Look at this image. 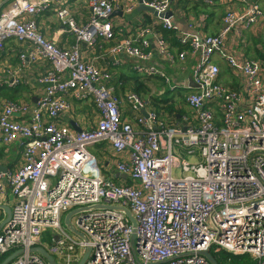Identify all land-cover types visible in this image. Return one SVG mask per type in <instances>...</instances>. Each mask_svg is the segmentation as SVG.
<instances>
[{
    "label": "built area",
    "instance_id": "built-area-1",
    "mask_svg": "<svg viewBox=\"0 0 264 264\" xmlns=\"http://www.w3.org/2000/svg\"><path fill=\"white\" fill-rule=\"evenodd\" d=\"M174 1L182 0L139 4L156 11L158 23L176 30L187 48L174 51L152 27L109 47L114 56L130 57L139 76L162 81L153 97L178 94L185 102L190 111L169 122L150 97L132 90L121 101L110 86L112 75L81 55L80 42L94 50L115 39L111 18L121 8L119 0H86L89 16L82 24L67 7L57 8L76 39L67 49L47 38L38 21L62 0H0V55L7 41L17 40L30 44L19 54L22 64H52L40 79L45 87L36 104L5 100L0 107V140L24 146L23 162L0 171V196L15 197L12 219L0 232V262L24 248L9 264H48L28 252L43 246L58 264H78L89 246L85 264H212L205 251L248 254L254 264H264V58L252 59L236 48L238 42L228 43L232 35L239 41L244 31L264 21L263 0H202L224 8L216 34H180ZM126 6L133 11L134 0ZM168 12L171 16L160 17ZM149 34L156 37L154 44ZM188 54L196 57L195 87L176 83L154 62L160 56L174 66ZM218 59L240 81L238 89L222 83ZM19 70L0 78V87L18 86ZM68 96L94 105V127L74 130L60 121L72 107ZM125 105L133 109V120L125 117ZM102 143L118 154L115 168L126 175L123 182L99 167L91 147ZM173 167L183 175H174ZM98 203L129 208L136 227L125 214L106 210L71 220L86 241L66 229L62 218L68 211ZM47 230L52 231L49 248L41 244Z\"/></svg>",
    "mask_w": 264,
    "mask_h": 264
},
{
    "label": "crops",
    "instance_id": "crops-1",
    "mask_svg": "<svg viewBox=\"0 0 264 264\" xmlns=\"http://www.w3.org/2000/svg\"><path fill=\"white\" fill-rule=\"evenodd\" d=\"M132 0H119L121 3L120 10L116 12L111 20L114 23L115 28V39L110 42H103L102 45L97 49H90L85 43H81L80 47L85 60L92 61L102 69H107L112 75L111 87L115 90L118 95H124L128 91H132V88H127L124 92H120V86L125 79L116 82L119 79V75L122 73L126 77H135L137 75L134 70V61L125 54H118L114 56L109 52V47L118 44L128 37H135L141 29L145 27H152L158 23V18L146 9H142L139 4V0H134L135 8L131 12H127V6ZM264 6V0L262 1ZM198 7V9H197ZM264 9V7H263ZM73 14L79 23H85L88 19L89 12L86 5V0L75 4L73 6ZM172 12L175 15V24L180 34H216L219 32L222 24V16L224 8L222 6H206L202 3V0H182L174 1L172 6ZM45 11L38 16L39 25L47 38L55 39L61 47L70 48L76 43L74 36L67 33L62 23L57 19H54V15L51 11ZM56 17V16H55ZM57 18V17H56ZM54 19V20H53ZM155 30H157L155 28ZM253 36H258V33L263 36L264 41V21L259 22L250 29L244 31L250 32ZM149 39H152V43L156 42L154 35H147ZM245 37V35H244ZM238 40H232L233 35L228 39V43L235 44L238 42L239 50L249 56L252 59H263L264 51L261 53L262 58L259 54L254 55V47H251L250 52L245 50L249 47L248 42L245 38ZM244 44V49L240 48L241 44ZM9 44V45H8ZM5 47L4 52L0 55V78H9L8 71L20 68V94L15 96V100H24L32 105L36 104L39 95L44 89V85L41 84L40 79L46 75V73L52 69V64L48 61H36L32 62L27 60L25 65L19 60V54L30 47L28 42H19L17 40H10ZM174 51L177 48L173 47ZM187 48V47H183ZM256 56V57H255ZM160 67L167 70L170 74L175 77L176 83L180 85H186L192 87V70L194 68L196 57L191 54L187 55V58L183 62H177L174 66L167 63L165 59L158 56L154 60ZM217 64L221 68V80L222 83L228 88L234 90L240 87L239 80L233 76L228 65L221 59L216 60ZM185 67V70L182 69ZM148 77H141L144 79ZM130 79V78H129ZM148 87V93L141 94L143 97H151L153 94L162 90L164 84L156 77H150L144 81ZM131 83V82H130ZM126 84V83H124ZM132 84V83H131ZM0 91V107L3 101L8 99V95L14 93L17 87L9 88L2 86ZM19 88V87H18ZM135 91V90H133ZM155 92V93H153ZM169 95V94H168ZM72 107L68 112H65L60 121L63 124H68L72 129L78 130L83 128H92L95 126L98 119L95 107L92 103H83L76 100L72 96L67 97ZM179 101H176L178 103ZM190 110H185L189 112ZM127 119L133 120L134 111L130 106L124 111ZM146 111L140 112L145 113ZM18 119L22 117L16 116ZM23 151L24 146L22 142L17 141L13 144L7 145L0 140V165L5 169L14 170L23 162ZM91 151L97 156L99 164L103 168V172L110 178L117 181H124L127 177L119 176L118 171L115 168V162L118 159V154L106 143L97 144L91 147ZM15 197L8 193L5 196H0V206H6L13 208ZM7 218L6 211L0 208V223Z\"/></svg>",
    "mask_w": 264,
    "mask_h": 264
},
{
    "label": "water",
    "instance_id": "water-1",
    "mask_svg": "<svg viewBox=\"0 0 264 264\" xmlns=\"http://www.w3.org/2000/svg\"><path fill=\"white\" fill-rule=\"evenodd\" d=\"M142 9H146L147 11L151 12L153 15L158 16L157 12L154 11L153 9H150V8H147L144 6H142ZM171 14H172L171 12H168L166 14H160V17H168V16H171ZM190 85L193 87L196 86L193 83V81ZM6 170L7 169H5V167L0 165V171L3 172ZM119 176L126 177V175L121 174V173H119ZM0 208L4 209L6 211V214H7V218L0 223V232H1L3 227L6 226V224L9 221H11V219H12V209L10 207H6L3 205L0 206ZM106 210H110L113 212H120V213L125 214L127 216V218L130 220V222L132 223V225L134 227H136L137 221H136L135 217L133 216V214L129 208L124 207V206H120V205H110V204H105V203L92 204V205H87V206L72 209L71 211L67 212L65 217H64V226L66 227V229L68 231H70L71 233H73L77 237L81 238L82 240L86 241L85 235L82 232L78 231L72 225L71 220L74 217H82V216L89 215L92 212H97V211L102 212V211H106ZM131 239L133 241H134V239H136V230L135 229L133 231V234L131 235ZM25 252H26V250L24 248L16 249L15 251L11 252L8 256H6L4 258V260L2 262H0V264H9L14 259H16L18 256H20L21 254H23ZM28 252L31 254L37 253V254L41 255L47 261L48 264H58L55 256L47 248H45L43 246H32L31 248L28 249ZM90 254H91V248L88 246L86 248V251H85L82 259L80 260V262L78 264H85V262L87 261ZM202 254L205 257H207L212 264H219L217 262V260L215 259V257L211 254L210 251H205Z\"/></svg>",
    "mask_w": 264,
    "mask_h": 264
},
{
    "label": "trees",
    "instance_id": "trees-1",
    "mask_svg": "<svg viewBox=\"0 0 264 264\" xmlns=\"http://www.w3.org/2000/svg\"><path fill=\"white\" fill-rule=\"evenodd\" d=\"M155 28L157 29V31H159V33L163 35V37L170 43L172 47L177 48V50L179 51L183 49V44L178 40V37L175 32L176 30L163 27L162 24H157ZM148 78L140 79V76L138 74L135 77H126L121 73L119 75V79L116 82L118 81L120 82L121 79L126 80L122 82L121 87L123 88H120V92H124L127 88H132L133 90L143 95L148 93L147 84L144 82L145 79ZM125 82L127 85L126 84L124 85ZM20 86L19 85L16 86L17 88L13 90L15 92L8 95L7 100L16 101L15 96L16 95L18 96L20 94L19 92ZM2 88L3 87H0V91H2ZM150 98L154 106L156 107L155 110L158 112V114L162 116L166 115L164 119L168 120L169 122H172L177 117V114L186 113L184 109V103H185L184 101H180L176 103L175 98H171V96L169 97L168 95H166L163 98L153 97V96H151ZM213 255L219 264H254V259L248 254L233 255L225 251H220V252L213 251Z\"/></svg>",
    "mask_w": 264,
    "mask_h": 264
},
{
    "label": "rangeland",
    "instance_id": "rangeland-1",
    "mask_svg": "<svg viewBox=\"0 0 264 264\" xmlns=\"http://www.w3.org/2000/svg\"><path fill=\"white\" fill-rule=\"evenodd\" d=\"M84 0H62V2L61 3H57V4H53L52 6H51V10H49V11H51L52 13H53V15H54V19H58L59 21H60V23H62V21H61V19H60V17L58 16V14H57V8H59V7H67L68 9H70V11L73 13V6L75 5V4H78V3H80V2H83ZM262 4V7H264L263 6V3H261ZM48 11V12H49ZM74 15V14H73ZM57 18H56V17ZM53 19V20H54ZM76 21L78 22V20L76 19ZM79 23V22H78ZM79 24H82V23H79ZM63 25V24H62ZM63 27H64V29L67 31V33H69L68 32V29H66L65 28V26L63 25ZM244 35H245V41L246 42H248V45H249V47H247V48H245L244 47V44H241V46H240V48L243 50L244 48H245V50H248L249 52H250V50H251V47H254V51L252 52L253 53V55H251L252 57L254 56V55H256V54H259V57H256V58H262L261 57V53L264 51V41H263V36L262 35H260L259 33H258V36L256 37V36H253L252 35V33H251V31L250 32H248V33H246V32H244ZM54 40V39H53ZM8 42L9 41H7L6 42V45L8 44ZM57 43V42H56ZM81 43H84V42H80V44ZM58 44V43H57ZM86 44V43H85ZM9 45V44H8ZM87 45V44H86ZM59 46V45H58ZM88 46V45H87ZM60 47V46H59ZM62 48V47H61ZM71 48V47H70ZM81 48V47H80ZM67 49V48H66ZM81 55H82V57H84L83 56V53H82V50H81ZM95 64V63H94ZM95 66L98 68V69H100L101 71H103V72H108L109 73V71L107 70V69H102L101 67H99L98 65H96L95 64ZM126 83V82H125ZM121 85H122V83H121ZM125 85V84H124ZM127 85V84H126ZM120 88H123V87H121L120 86ZM122 98H123V95H120L119 96V99H121V101H122ZM173 98H175V101H180V97L178 96V94H175V96L173 97ZM126 107L128 108L129 106L128 105H125V106H123L122 107V111H125L126 110ZM190 162H194L195 160H194V158H192V157H186ZM99 167L103 170V168L101 167V164H99ZM173 174L174 175H177V176H182L183 175V172H182V169L180 168V167H173ZM71 211V210H70ZM69 212V211H68ZM65 217V216H64ZM64 217L62 218V223L64 224ZM51 233H52V231L51 230H47V231H45V232H43V234H42V237H41V244L42 245H45V246H47L48 248L52 245V235H51ZM56 256V255H55ZM57 257V256H56Z\"/></svg>",
    "mask_w": 264,
    "mask_h": 264
}]
</instances>
